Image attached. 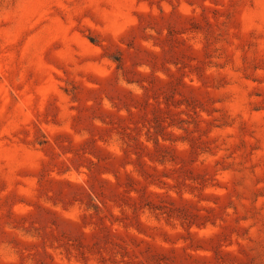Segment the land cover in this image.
I'll list each match as a JSON object with an SVG mask.
<instances>
[{
	"label": "rangeland",
	"instance_id": "374dc122",
	"mask_svg": "<svg viewBox=\"0 0 264 264\" xmlns=\"http://www.w3.org/2000/svg\"><path fill=\"white\" fill-rule=\"evenodd\" d=\"M0 264H264V0H0Z\"/></svg>",
	"mask_w": 264,
	"mask_h": 264
}]
</instances>
